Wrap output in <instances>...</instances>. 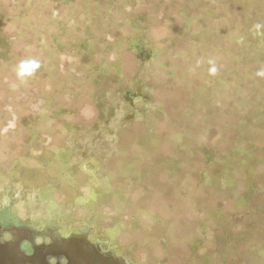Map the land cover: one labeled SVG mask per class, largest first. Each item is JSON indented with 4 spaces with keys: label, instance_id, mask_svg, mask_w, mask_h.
Listing matches in <instances>:
<instances>
[{
    "label": "rangeland",
    "instance_id": "obj_1",
    "mask_svg": "<svg viewBox=\"0 0 264 264\" xmlns=\"http://www.w3.org/2000/svg\"><path fill=\"white\" fill-rule=\"evenodd\" d=\"M20 1L0 0L13 35ZM26 1L0 221L87 229L127 264H264V0Z\"/></svg>",
    "mask_w": 264,
    "mask_h": 264
},
{
    "label": "water",
    "instance_id": "obj_2",
    "mask_svg": "<svg viewBox=\"0 0 264 264\" xmlns=\"http://www.w3.org/2000/svg\"><path fill=\"white\" fill-rule=\"evenodd\" d=\"M35 234L43 235L42 231H35ZM86 235V232L72 233L69 237L57 238L31 255L20 249L19 242L0 243V264H127L113 250L103 251L98 244L91 243ZM50 256L57 261L50 263ZM61 258H66V263L61 262Z\"/></svg>",
    "mask_w": 264,
    "mask_h": 264
},
{
    "label": "flooded vegetation",
    "instance_id": "obj_3",
    "mask_svg": "<svg viewBox=\"0 0 264 264\" xmlns=\"http://www.w3.org/2000/svg\"><path fill=\"white\" fill-rule=\"evenodd\" d=\"M35 231H42L43 235L35 234ZM83 232L87 233L86 237L91 243H96L88 238L87 229H83L80 232H70L67 235H62L56 227H43L41 229H37L29 226L27 223L0 221V243L6 241L19 242L20 249L27 255H31L40 249L43 250L46 244L54 243L57 238H66L72 233L81 234ZM98 246L100 247L99 244ZM102 250L107 251L104 249ZM48 259L50 263H55L57 261L54 256H50ZM60 260L63 263H66L67 261L66 258H61Z\"/></svg>",
    "mask_w": 264,
    "mask_h": 264
},
{
    "label": "trees",
    "instance_id": "obj_4",
    "mask_svg": "<svg viewBox=\"0 0 264 264\" xmlns=\"http://www.w3.org/2000/svg\"><path fill=\"white\" fill-rule=\"evenodd\" d=\"M21 3V4H20ZM18 7L16 11L15 20V34L7 33V22L11 18L10 13L7 11L6 7L0 8V57L7 58L10 57L11 46L16 42L25 38V43L29 44V35L32 31V19L29 11L28 1L23 0L13 6ZM13 18L10 19V21Z\"/></svg>",
    "mask_w": 264,
    "mask_h": 264
},
{
    "label": "clouds",
    "instance_id": "obj_5",
    "mask_svg": "<svg viewBox=\"0 0 264 264\" xmlns=\"http://www.w3.org/2000/svg\"><path fill=\"white\" fill-rule=\"evenodd\" d=\"M255 28L258 34H264L260 32L261 29H264V25L256 24ZM40 67V62L35 58H26L19 61L15 66L17 80L21 83L27 82L40 69ZM211 71L215 72V68L211 69ZM257 75L264 76V70L258 71ZM13 87H15V85H13Z\"/></svg>",
    "mask_w": 264,
    "mask_h": 264
}]
</instances>
